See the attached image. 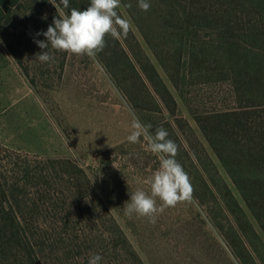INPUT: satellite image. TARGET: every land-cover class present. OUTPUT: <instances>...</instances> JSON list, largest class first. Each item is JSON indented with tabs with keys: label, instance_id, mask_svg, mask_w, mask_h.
Returning <instances> with one entry per match:
<instances>
[{
	"label": "rangeland",
	"instance_id": "374dc122",
	"mask_svg": "<svg viewBox=\"0 0 264 264\" xmlns=\"http://www.w3.org/2000/svg\"><path fill=\"white\" fill-rule=\"evenodd\" d=\"M54 10L51 3L35 4L26 15H20L9 24V32L13 35L8 39L15 53L7 48L0 35V174L8 176L9 160L5 156L9 155L17 158L20 164L28 162L30 166H47L49 169L51 164L47 159L53 160L55 169L48 171L62 187L76 179L71 177L69 182L63 178L60 163L55 160H71L74 166L84 171L90 194L93 191L92 202L94 200L96 204L93 216L90 219L78 217L70 200L62 199V205L69 210V230L74 227L81 238L89 240L83 245V254H88L87 257H80L72 264H88L90 257L97 253L103 258L99 264H140L126 256L121 246L114 247V225L120 227L142 264H230L222 251L228 253L221 234L225 232L230 236L231 228L225 221V213L222 214L210 199L194 197L192 203L181 202L166 208L156 217L155 223L135 213L126 215L127 204L135 191L140 189L151 194L148 181L160 168L159 156L148 150L143 137L139 143L128 142L127 137L133 131V114L144 124H150L153 134L161 126L168 131V138L179 145L176 160L189 175L197 194H201L204 187L196 165H193L196 158L207 174L210 171L215 174L209 164L210 158L229 188L234 193L235 190L185 104L137 32L140 44L176 100L174 111L170 109L171 104L161 100L148 84V91L137 85L131 91L132 97H128L97 57L57 51L49 45L48 51L55 57V63L40 62L35 55L46 49L41 50L34 40L45 39L36 33L47 30L57 16ZM57 12L59 14L60 10ZM26 16L28 18H24ZM186 40L196 42L192 31ZM183 93L191 106L199 111L236 107L226 80L203 82L196 78L185 91L183 88ZM214 176L215 188L223 190V183ZM66 178H69L67 174ZM53 188L51 185L49 195L56 197L60 191ZM156 199L159 205L161 201ZM214 217L215 223L212 221ZM52 219H40V224L48 226ZM249 219L254 230L260 233L250 216ZM102 220L107 221L106 226L101 224ZM63 224L58 221L55 230ZM44 230L51 232L50 228ZM247 232L258 256L264 260V247L259 238L249 227ZM66 242L64 239L58 243L56 252L59 253L58 248Z\"/></svg>",
	"mask_w": 264,
	"mask_h": 264
},
{
	"label": "trees",
	"instance_id": "16d2710c",
	"mask_svg": "<svg viewBox=\"0 0 264 264\" xmlns=\"http://www.w3.org/2000/svg\"><path fill=\"white\" fill-rule=\"evenodd\" d=\"M148 2L149 10L143 11L138 0H121L117 11L122 18L129 20L131 31L126 39L107 36L106 46L97 59L128 97H132L131 91L137 85L148 91V84L161 100L171 104L170 109L174 111L176 100L135 32L139 34L235 190L236 195L210 158L209 164L215 174L211 171L207 174L201 168L200 160H194L193 165H196L204 187V191L197 194L193 186L194 197L210 199L211 203L218 205L231 228L230 236L225 232L221 234L228 249V253L222 250L226 259L230 264H264L247 232L249 227L264 247V0ZM46 3L48 0H0V35L13 53L16 50L8 39L13 35L9 32V24L20 15H26L35 4ZM89 4L90 0H69V9L64 11L70 13L71 8L84 10ZM54 13L58 14L56 8ZM189 31L193 32L196 42L186 40ZM198 33L202 36H196ZM196 78L203 82L226 80L236 107L216 111L193 108L183 88L185 91ZM201 150L208 158L205 149L201 147ZM5 157L9 160L8 176L0 174V264H72L80 257H87L88 254H83V245L89 240L81 238L74 227L69 230V210L62 205L63 198L69 199L76 207L75 215L86 219L93 216L96 204L94 200L92 202L93 191L90 194L84 171L74 166L71 160H55L60 163L63 178L69 182L71 177L76 179L75 183L62 187L53 180L49 167L30 166L28 162L20 164L14 156ZM47 161L51 164L49 170L53 171L54 161ZM214 175L223 183V190L215 188ZM51 185L53 190L60 191L56 197L49 195ZM85 195L88 196L85 198ZM80 199L83 200L78 205ZM249 216L260 233L254 230ZM51 217L48 226L40 224ZM215 220L214 217L212 221L215 223ZM58 221L64 224L56 231ZM101 224L106 226L107 221L102 220ZM114 226V247L121 246L126 256L142 264L120 227ZM45 228H50L51 232ZM64 239L67 242L58 248L59 253L56 252L58 243Z\"/></svg>",
	"mask_w": 264,
	"mask_h": 264
},
{
	"label": "clouds",
	"instance_id": "9594fccd",
	"mask_svg": "<svg viewBox=\"0 0 264 264\" xmlns=\"http://www.w3.org/2000/svg\"><path fill=\"white\" fill-rule=\"evenodd\" d=\"M49 3L56 10L60 9V12L46 31L36 33L37 36L45 37L44 40H34L41 50L46 49L35 55L43 63H55V57L48 51L49 45L57 51L86 55L94 59L104 50L107 36L116 40L126 39L132 28L129 20L122 18L117 11L121 0H90L86 9L71 8L70 13L64 11L69 9V0H50ZM138 3L141 10H149L148 0H138ZM151 127L133 114V131L127 140L135 144L143 137L148 150L159 156L160 168L148 181L151 194L140 189L135 191L125 212L129 216L135 213L147 217L149 222L155 223L156 217L166 208L175 207L181 202L192 203L194 188L189 175L176 160L179 145L168 138L169 133L164 127L157 128L154 134L150 131ZM156 198L161 201L159 205ZM101 259L99 254H93L88 264H99Z\"/></svg>",
	"mask_w": 264,
	"mask_h": 264
}]
</instances>
